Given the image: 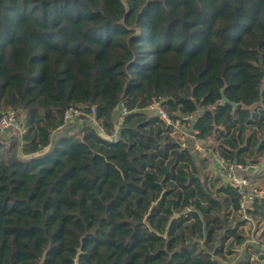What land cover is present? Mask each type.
Returning a JSON list of instances; mask_svg holds the SVG:
<instances>
[{
  "label": "trees",
  "instance_id": "16d2710c",
  "mask_svg": "<svg viewBox=\"0 0 264 264\" xmlns=\"http://www.w3.org/2000/svg\"><path fill=\"white\" fill-rule=\"evenodd\" d=\"M154 101L264 170V0H0V116L24 128L0 131V264H74L81 244L80 264H264L238 192ZM70 106L84 124L53 140Z\"/></svg>",
  "mask_w": 264,
  "mask_h": 264
},
{
  "label": "built area",
  "instance_id": "2783aa9c",
  "mask_svg": "<svg viewBox=\"0 0 264 264\" xmlns=\"http://www.w3.org/2000/svg\"><path fill=\"white\" fill-rule=\"evenodd\" d=\"M123 114L127 112V108L123 105ZM146 109L154 110L158 119L164 123V125L172 126L174 131L178 133L181 144L185 146V141L189 136L195 141V143L199 146L198 138L196 134L197 130H194L189 133L187 127L190 125L191 120L194 118L193 114H189L180 118L173 119L168 112L166 111L163 103L161 101H154ZM95 109H93V113L91 114L92 119L96 121V113ZM83 114L82 110L76 106H70L65 110L64 113V121L65 123L72 121L73 118ZM123 114L120 116L119 124L123 120ZM186 121V122H185ZM16 126L23 132V126L20 121H18V115L15 110L4 111L0 116V131L5 130L9 127ZM216 150V149H215ZM219 153V152H218ZM219 158L217 159V163L222 169L224 174V178L229 182V184L235 188V190L240 195V212L243 214L244 218L248 220V223L253 227L257 223L256 220H252V218L247 214L248 210H253L254 205L258 198H264V189L258 188L254 186L252 178L253 173L249 174L248 170L252 169L253 171L257 169V165L255 163H242L235 161L231 158H227L221 156L219 153Z\"/></svg>",
  "mask_w": 264,
  "mask_h": 264
},
{
  "label": "rangeland",
  "instance_id": "374dc122",
  "mask_svg": "<svg viewBox=\"0 0 264 264\" xmlns=\"http://www.w3.org/2000/svg\"><path fill=\"white\" fill-rule=\"evenodd\" d=\"M11 110V109H8ZM6 110V111H8ZM14 110V109H12ZM85 114V113H84ZM82 116L79 115L75 118L72 119V121L67 122L68 124L66 126H64L60 131H58L55 136L53 137V140L58 137L60 134H72V132H76L78 131L79 125H83L85 118H82ZM85 117V116H84ZM90 118L92 119L91 115ZM94 121V119H92ZM19 121V120H18ZM96 122V121H94ZM11 128H14L12 130V134L14 133H18L21 132L20 129L16 126H12ZM192 131H189V133ZM11 134V135H12ZM7 135V134H6ZM10 135V136H11ZM8 137V136H7ZM213 139L210 140H203L200 141L198 139L199 142V146L195 143V141L192 139L191 136H189V138H187V140L185 141V144H189V142H191L193 144V146L196 148V150L200 153V159L201 160H205L208 162V167L206 169L203 170V175L206 173V175H208L209 177V185H211L212 183H216L217 185H220L222 181L218 182L217 177L216 176H224L221 167L219 166V164L217 163V159L220 157L219 156V151L213 149V145H210ZM217 144V143H215ZM262 164L264 165V160L262 162ZM257 169L258 170L261 166L258 164L257 165ZM254 170V171H256ZM254 171L252 169L248 170V172H250L249 174L253 173V184L254 186L258 187V188H262L264 189V170L263 167L260 168V171H258L257 174H254ZM216 175V176H215ZM225 177V176H224ZM223 177L224 181H227L225 178ZM261 222H259V224H255L253 227L250 225V223H247L244 226V231H245V235H249V238L251 237V244H264V220H260ZM248 245H241V246H236L235 247V252L233 254L227 253V258L229 262H234V260L236 258H242L243 254L245 253V250L247 249ZM264 248V246H263ZM227 252V250H226ZM250 252H252V255L250 257V262L252 264H256L258 260H260L261 254L262 252H259L257 250L254 249H250ZM261 262H263V260H260Z\"/></svg>",
  "mask_w": 264,
  "mask_h": 264
},
{
  "label": "water",
  "instance_id": "95a60500",
  "mask_svg": "<svg viewBox=\"0 0 264 264\" xmlns=\"http://www.w3.org/2000/svg\"><path fill=\"white\" fill-rule=\"evenodd\" d=\"M225 101H227L226 98H225ZM81 253H82V244H81V246L78 247L77 254H76L75 258H74V264H80V255H81ZM44 259H45V253H44L43 257H42V260H41L40 264H43Z\"/></svg>",
  "mask_w": 264,
  "mask_h": 264
}]
</instances>
